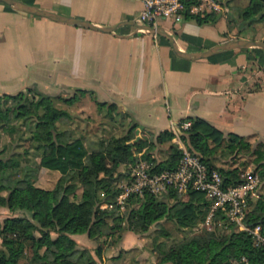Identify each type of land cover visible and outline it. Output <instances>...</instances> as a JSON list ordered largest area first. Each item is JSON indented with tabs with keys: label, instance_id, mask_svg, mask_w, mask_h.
Segmentation results:
<instances>
[{
	"label": "trees",
	"instance_id": "16d2710c",
	"mask_svg": "<svg viewBox=\"0 0 264 264\" xmlns=\"http://www.w3.org/2000/svg\"><path fill=\"white\" fill-rule=\"evenodd\" d=\"M263 1L249 0L240 15L243 26L264 20ZM220 16L216 11L184 14V18L210 25ZM222 35L227 39L226 33ZM73 92L71 96L60 98L72 103L77 94H89L99 109H118L115 102L99 99L92 89L75 88ZM10 117L33 119L30 137L37 142L35 147L40 153L37 164L27 161L22 164L20 152H12L8 161L0 156V206L12 213L0 219V264H22L20 260L27 249L29 264H97L94 255L101 257V246H96L93 254L90 248L79 246L71 234L87 233L94 240L106 235L119 239L124 231L144 233L162 219L172 220L180 227L192 226L201 219L203 207L210 203L198 190L178 193L170 189L169 195H177L171 203L159 201L154 194L144 191L142 195L128 196L124 200L126 209L120 214L115 202L119 192L115 181L122 174H117L115 169L138 159L136 153L142 151V142L112 137L102 140L97 149L88 150L80 138L58 126L59 122L72 117L70 112L58 107L51 95L32 87L0 95V125ZM187 119L190 120L187 129L177 125L180 139L208 168L219 171L224 184L238 183L240 172L237 166H216L215 155L220 147L228 152L251 149L260 179H264V144L254 148L246 137L230 132L224 134L203 118ZM173 137L171 129H163L156 135L157 142H170L169 155L163 160L150 158L146 150L141 152L142 158L152 162V171L178 165L181 150L176 142H171ZM41 167L60 174L50 188L36 184ZM76 180L84 187L80 196L76 194ZM136 201L140 202L138 206L128 208L129 202ZM103 204L106 206L102 207ZM263 209V201L258 200L252 207L250 200L247 218L252 223H260L264 229ZM215 217L219 226L225 223L228 227L224 236H191L180 248L162 252L160 264L169 261L173 264H241L242 255L253 263L264 264V247L254 245L250 236L237 230L221 211ZM105 226L109 232L103 231ZM38 247L42 250L38 251Z\"/></svg>",
	"mask_w": 264,
	"mask_h": 264
},
{
	"label": "crops",
	"instance_id": "0c3cea01",
	"mask_svg": "<svg viewBox=\"0 0 264 264\" xmlns=\"http://www.w3.org/2000/svg\"><path fill=\"white\" fill-rule=\"evenodd\" d=\"M24 1L98 26L134 20L141 9L140 0ZM158 25L186 51L225 41L224 33L233 36L227 33L223 17L213 25L190 18L162 20ZM262 57L264 50L241 48L190 60L176 55L166 38L131 24L104 32L28 14L0 1V95L28 87L49 95L64 89H92L99 99L115 102L119 114L125 113L135 129L144 132L173 131L178 122L190 121L187 117H200L224 134L244 136L252 147L261 146ZM54 172L41 167L38 178ZM0 210L12 214L6 207ZM70 236L79 246L95 244L87 233ZM138 236L124 231L114 246L104 250L103 261L94 255L96 260L113 264L110 258L131 247Z\"/></svg>",
	"mask_w": 264,
	"mask_h": 264
},
{
	"label": "rangeland",
	"instance_id": "374dc122",
	"mask_svg": "<svg viewBox=\"0 0 264 264\" xmlns=\"http://www.w3.org/2000/svg\"><path fill=\"white\" fill-rule=\"evenodd\" d=\"M217 2L220 7L214 11L220 12V17L226 19L228 24L227 33L233 35L228 36L229 38L227 39L241 37L264 40V20L254 21L251 24L244 26L240 22V15L246 9L249 0H217ZM253 49L264 50V48L260 47H253ZM261 63H263L261 73H264V58ZM73 94V90L64 89L61 92H56L51 95L54 98L55 104L58 107L68 110L72 116L69 119H64L59 122L58 126L60 129H67L73 137L80 138L88 150L97 149L102 140L117 137L129 142H142L143 147L141 152L144 150L148 151L150 158H153L156 161L163 160L168 157L170 142H157L156 135L158 132H144L136 130L135 123L130 120L125 113L119 114L117 111H108L106 108L99 109L89 94H77V97L72 103H68L60 98V96L68 97ZM9 103H12V101L10 100ZM32 120L10 117L9 120L0 125V151L2 150L0 156L6 161H8V156L15 151L22 153V156H20L22 164L25 161L32 164L38 163L40 150L35 147L37 142L30 137L31 131L33 130ZM177 140L178 138L175 136L171 142L177 143ZM24 151L25 153L23 154ZM141 152L136 153L138 158L149 161L148 159L141 157ZM253 158L254 156L251 149H239L228 152L227 149L220 147L215 155V164L216 166H223L226 168L237 166V169L241 174L247 169L257 171V164ZM115 170L117 174H122L115 181V186L120 192V185L123 182H128L130 179L129 164H120ZM99 174H101V170ZM41 176V178H37L36 184L50 188L55 184L60 174L59 172H54L52 174L43 173ZM75 182L77 184L76 194L77 196H80L84 187L79 180H76ZM168 192L157 194L155 197L159 201L171 203L177 195H169ZM132 194L139 195L135 193ZM117 196L115 198V202L118 206V212L122 214L126 209L124 206V200L122 202L123 207L121 208L118 204ZM250 200L252 202V207L255 206L258 200L263 201L264 205V179H260L259 185L256 186V196H253ZM139 203V201L132 203L129 202L128 208L136 207ZM209 204L210 203L203 207L201 219L194 225L180 227L172 220L162 219L157 221L149 227L148 231L144 233H137L139 236L137 240L132 243L131 247H128L126 250H119L120 255L112 256L110 259H112L113 264H160L162 252L169 251L173 248H180L181 245L191 236L197 234H214L216 237L224 236L229 231L228 227H226L225 223L219 226L216 221V217H213L212 231L206 232L201 226H199V223L204 220ZM18 213L22 214L21 211H18ZM7 214L8 211L0 210V219H3ZM261 217L264 220V209L261 212ZM109 230L110 229L107 226L103 228L104 232H109ZM119 232L120 231L116 234ZM117 241L118 239L115 236H111V238L106 239L104 237L99 239L96 238L95 244H93L90 249L94 250V248L99 245L101 246V251L103 253L106 248L114 246V243ZM37 250L41 251L42 247H38ZM28 254L29 250L27 249L26 253L20 260L22 264H29ZM99 261L102 262L103 259L99 257ZM99 261L97 260V264H100ZM163 264L173 263L169 261Z\"/></svg>",
	"mask_w": 264,
	"mask_h": 264
},
{
	"label": "built area",
	"instance_id": "2783aa9c",
	"mask_svg": "<svg viewBox=\"0 0 264 264\" xmlns=\"http://www.w3.org/2000/svg\"><path fill=\"white\" fill-rule=\"evenodd\" d=\"M141 9L134 21L139 24L158 25L162 20L178 22L184 14H204L219 9L217 0H140ZM177 125L187 129L190 121L178 122L172 127L178 138L181 156L175 168L152 171V162L136 159L129 164V181L123 182L117 201L122 208V202L130 194L142 195L144 191L157 195L170 189L178 193L192 190L202 191L210 200L209 208L204 220L199 223L206 232L213 230V217L221 211L228 222L237 230L244 231L250 236L252 243L264 247V229L260 223H252L247 218L248 204L256 196V186L260 183L259 173L247 169L240 174V181L234 185L224 184L219 171L208 168L201 157L192 153L181 141L177 132ZM103 207L106 204L102 205ZM241 264H257L246 256L240 257Z\"/></svg>",
	"mask_w": 264,
	"mask_h": 264
},
{
	"label": "water",
	"instance_id": "95a60500",
	"mask_svg": "<svg viewBox=\"0 0 264 264\" xmlns=\"http://www.w3.org/2000/svg\"><path fill=\"white\" fill-rule=\"evenodd\" d=\"M8 4L9 6L13 7L16 10L24 11L28 14L38 15L42 17H46L51 20H55L58 22H65V23H71L80 25L85 28H90L94 30L104 31V32H111L114 29H116L118 26L122 24H131L136 27L137 30H146L148 32H151L153 34H159L166 38L174 51V53L180 57L190 59V60H197L202 58H207L213 54L227 51V50H233V49H241V48H253V47H260L264 48V40L263 39H250V38H231L227 39L225 41L219 42L217 44H214L204 50L199 51H186L183 50L177 43L174 36L166 31L163 26L161 25H148V24H139L135 22L134 20H122L114 25L110 26H98L94 24L93 22L79 18L76 16H70V15H63L57 12H52L49 10H46L44 8H41L35 4H31L28 2H25L24 0H0Z\"/></svg>",
	"mask_w": 264,
	"mask_h": 264
}]
</instances>
